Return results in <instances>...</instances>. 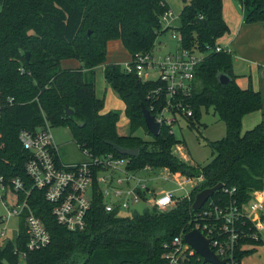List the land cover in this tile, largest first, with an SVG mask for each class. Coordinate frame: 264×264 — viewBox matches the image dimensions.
Here are the masks:
<instances>
[{"label":"trees","instance_id":"trees-1","mask_svg":"<svg viewBox=\"0 0 264 264\" xmlns=\"http://www.w3.org/2000/svg\"><path fill=\"white\" fill-rule=\"evenodd\" d=\"M181 1L185 7L176 30L183 37L182 46L202 52L215 49L217 40L230 31L223 16L224 0ZM235 1L245 13V23L264 26V0ZM168 9L166 0H0V177L8 183L18 178L24 182L25 190L31 191V209L52 239L21 262L15 249L24 250L27 242L23 218L19 238L0 244V264H165L164 244L195 228L193 204L200 192L223 184L226 189L236 188L243 204L252 193L264 191V121L244 133L242 129L244 118L261 111L264 100L253 87L244 90L236 84L232 54L213 51L204 58L187 100L194 111L192 118H185L190 128L200 125L202 108H213L227 126L226 137L210 144L213 160L203 167L176 154L182 142L170 128L163 127L156 137L149 133L142 104L151 110L147 95L158 83H144L122 65L106 64L112 41H121L132 58L151 53L159 36L169 30H162V16ZM64 60H77L82 66L63 69ZM102 66L107 84L125 103L131 125L128 137L117 133L119 113H102L105 98L96 94V69ZM219 73L233 81L223 86ZM9 99H14L12 105ZM45 119L51 128H68L79 147L93 157H126L115 145L138 149V157H126L131 170L149 166L198 180L191 199L178 201L167 211L146 209L124 217L117 211L108 213L98 195L86 228L69 231L57 223L43 191L33 188L26 172L30 153L20 133L37 132ZM141 128L149 140L135 136ZM219 198L228 199L223 190L213 199ZM250 255L252 251L240 256Z\"/></svg>","mask_w":264,"mask_h":264},{"label":"built area","instance_id":"built-area-1","mask_svg":"<svg viewBox=\"0 0 264 264\" xmlns=\"http://www.w3.org/2000/svg\"><path fill=\"white\" fill-rule=\"evenodd\" d=\"M174 18L175 13L169 6L162 20ZM178 36L181 46L177 51L158 56L156 46L151 53L136 54L125 67L127 73L135 74L144 83H158V87L147 95L151 103L150 112L161 129L168 127L172 134H175L174 127L180 124V119L194 116L187 100L193 92L198 66L213 51L232 54L231 49L222 46H216L215 49L209 47L205 53L198 48L187 49L182 46L183 37L179 32ZM197 53L204 55L198 56ZM20 73L25 74L26 70L21 68ZM153 73L159 74L158 78H151ZM9 103L12 105L14 99H9ZM19 139L30 153L26 172L33 182V188L43 191L57 223L72 232L86 228L87 216L98 195L108 213H139L135 209L139 204H145V210L167 211L174 208L178 201L191 199L187 186L194 184L195 187L198 183L196 179L166 169L169 174L165 181L174 182L178 188L174 192L159 195L155 189L150 188L152 179L143 176L147 173L152 177L158 170L149 166L137 171L131 170L130 158H119L113 154L98 158L85 151L90 158L89 162L64 164L60 160L58 146L47 119L44 127L37 132L23 130ZM182 151L181 145L176 147L177 155ZM222 190L228 199L215 200L213 197L200 211H196L193 230H199L211 240L212 250L225 264H242V253H253L256 247H264V191L252 193L257 200L253 198L245 205L239 202L236 188ZM179 192L185 195L180 197ZM20 193L25 194L23 200L20 199ZM30 194L31 191L25 190L21 179L8 183L0 177V201L6 212L0 218V244L6 245L19 238L21 227L12 239L7 235L8 224L13 218H24L28 236L25 249H15L23 263L29 252L47 247L52 241L42 220L31 209L28 202ZM10 195L15 197V203L9 200ZM186 235L182 234L164 244L165 264H194L203 260L186 243Z\"/></svg>","mask_w":264,"mask_h":264},{"label":"rangeland","instance_id":"rangeland-1","mask_svg":"<svg viewBox=\"0 0 264 264\" xmlns=\"http://www.w3.org/2000/svg\"><path fill=\"white\" fill-rule=\"evenodd\" d=\"M167 1L170 4V9L175 13V18L169 21L164 19L162 20V30H169L161 34L157 40L156 51L158 56H164L175 52L181 46L178 31L176 29L180 27V15L185 7V4L181 0ZM225 3L227 15L230 20L237 19V15L241 18V20L245 19V13L237 1L226 0ZM245 24L248 26V23ZM230 35L231 32L218 39L216 42L217 46L224 47L229 44L228 40ZM120 45L119 50L115 52L116 55L107 56V62L110 59H118L122 62L129 59L128 51ZM232 54L233 73L236 77V84L244 90L248 89L250 86L253 87L255 91H260L262 93L264 100V73L258 66L259 64L255 63V61H253L250 57L247 58L249 59V62H247L241 57L243 56L241 52H234ZM197 55L203 56L204 54L197 53ZM101 68L97 70L96 74V89L98 96L105 98V108L103 113H109L111 111L119 113L120 120L117 126V133L121 137H128L131 135V125L126 114L125 103L119 97L118 93L107 84L104 74L101 72ZM158 76L159 74L153 73L151 78L156 79ZM201 112L202 120L197 129L190 128L186 120L180 119V124L174 127V133L178 140L182 142L181 146L183 151L179 152L178 155H181L182 158L185 156L188 159V163L192 165L203 167L211 163L213 160V149L210 144L221 141L226 137L227 126L225 122L220 120L213 108L209 110L202 108ZM252 127L253 125L251 126L250 121L246 119V121L243 122V133L252 129ZM52 133L58 146L60 160L64 164L84 163L90 161V158L86 155L85 151L82 150L75 142L73 135L68 128H52ZM135 136L144 140L150 139L144 128L139 129L135 133ZM167 174H169V172L162 169L158 170L152 177L148 176L147 173H144L143 176L148 180L152 179L149 183L150 188L155 189V191L160 195L164 192H174L178 188L174 182L165 181ZM193 189L194 184L188 185V194L192 193ZM184 195L185 194H183V192H179L180 197H183ZM10 197L9 200L11 199ZM253 198L257 200V197L251 195L247 202H245V205H248ZM145 208V204H139L135 209L139 213H142ZM5 214V209L0 201V217L5 216ZM121 215L125 217L133 214L132 212H123ZM20 224L21 220L18 218H13L9 221L7 232L9 238L11 237L13 239L16 236L18 230L20 229ZM242 264H264V247H256L252 255L244 257Z\"/></svg>","mask_w":264,"mask_h":264},{"label":"crops","instance_id":"crops-1","mask_svg":"<svg viewBox=\"0 0 264 264\" xmlns=\"http://www.w3.org/2000/svg\"><path fill=\"white\" fill-rule=\"evenodd\" d=\"M225 2H226V0H224L223 16H224L225 22L227 23V25L230 29L229 32H231V35H230V38L228 40L229 44L224 46V48L231 49L232 53L241 52V54L244 56V57L243 56H241V57L244 60H246L247 62H249L248 61L249 59H247V58H249V57L252 58V60L255 61V63L259 64L258 66L262 69V71L264 73V26H263V24H261V23L247 24L248 26H246L244 19L241 20V18H239L238 15H237V19L230 20L228 18V15H227ZM167 3L169 4L168 1H167ZM169 6H170V4H169ZM119 45L124 48L122 42L119 40L110 42L108 45V55L107 56L116 55L115 52L119 50ZM128 56H129L128 57L129 59H127L126 61L122 62L118 59H110L106 64H112V63L120 64L125 68L126 67L125 65L132 61V56L130 54ZM81 66H82V64L79 63L77 60H64L62 62V68L63 69H79V68H81ZM99 68H101V67H99ZM99 68L96 69V74H97V70ZM104 71H105V67L102 66V68H101L102 74H104ZM96 80H97V77H96ZM96 94H97V89H96ZM97 97L99 99H103V98L99 97L98 94H97ZM103 114H106V113H103ZM246 119L248 121H250L251 126L253 125L252 129L255 128L257 125L261 124L264 121V106H263V109L261 111L247 115L244 118L243 122L246 121ZM252 129H249V130H252ZM249 130H247V131H249ZM179 157L182 158L181 155ZM184 158H182V159L188 163V159L185 156H184ZM10 196L9 197L11 198L10 200L12 201V203H15V201H16L15 197L12 195H10Z\"/></svg>","mask_w":264,"mask_h":264},{"label":"water","instance_id":"water-1","mask_svg":"<svg viewBox=\"0 0 264 264\" xmlns=\"http://www.w3.org/2000/svg\"><path fill=\"white\" fill-rule=\"evenodd\" d=\"M27 60L29 62L30 54L26 55ZM218 79L223 86H227L230 84L233 79L227 74L219 73ZM67 108V115L71 116L73 111L70 110L69 106ZM142 112L145 119L146 127L150 134L153 136H158L161 132V125L156 122L155 117L151 114L150 110L146 107V105L142 104ZM115 150L126 157L135 158L139 156L138 149H128L120 146H113ZM224 188L223 184H219L218 186L206 189L200 192L195 199L193 204L194 211H200L205 204L215 196L216 192L221 191ZM185 241L188 245H190L199 256H201L204 260L205 264H225V261L220 260V258L215 254V252L211 248V240L207 239L199 230H192L185 236Z\"/></svg>","mask_w":264,"mask_h":264}]
</instances>
